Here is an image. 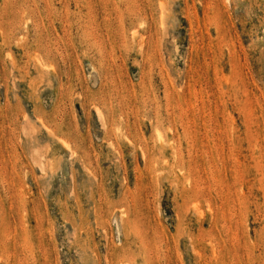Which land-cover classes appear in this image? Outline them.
I'll return each mask as SVG.
<instances>
[{"label":"rangeland","instance_id":"1","mask_svg":"<svg viewBox=\"0 0 264 264\" xmlns=\"http://www.w3.org/2000/svg\"><path fill=\"white\" fill-rule=\"evenodd\" d=\"M0 264H264V0H0Z\"/></svg>","mask_w":264,"mask_h":264}]
</instances>
